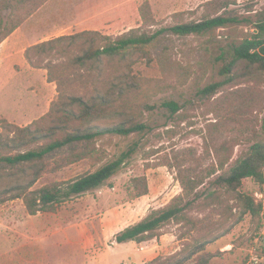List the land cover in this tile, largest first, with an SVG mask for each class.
<instances>
[{"label": "rangeland", "instance_id": "rangeland-1", "mask_svg": "<svg viewBox=\"0 0 264 264\" xmlns=\"http://www.w3.org/2000/svg\"><path fill=\"white\" fill-rule=\"evenodd\" d=\"M44 5L28 17L21 9L6 8L2 11L4 21L8 20L10 25L16 19L25 18L23 23L27 27L25 34L28 40L23 43L24 48L46 38L77 32L79 27L74 25L86 21L96 25L92 30L113 38L128 34L132 29L153 33L161 28L168 29L177 23L201 20L225 10L233 11L243 19L250 17L254 21L256 12L264 9V0H51ZM143 7L149 8L147 19L141 15ZM255 32L253 22L229 24L201 35L181 36L165 30L147 48L146 53L140 52L130 57V61L135 62L132 68L125 67L126 71L140 77L142 81L158 84L152 88V96L148 101L155 108L143 109V117L153 130L143 137L115 135L98 139L96 146L106 151L104 162L117 158L132 147L135 152L105 185L70 199L57 212L32 215L22 199L1 204L0 264H136L133 252L124 251L127 244H115L114 237L126 225L139 221L152 209L162 207L182 192L177 170L166 163L173 162L176 154L184 159L187 155L197 157L203 153L205 140L209 136L208 125L211 123L223 124L222 128L213 131L217 142L238 137L239 133L234 129L238 123L227 121L230 116L241 119L240 122L244 117H257L248 122L249 127L255 125L261 131L264 110L253 107V101L260 102L261 99L264 103L263 73H251L244 65H240L235 71V82L226 85L214 97L199 93L212 81L225 79V76L220 75V69L224 60L231 57L232 45ZM22 47L12 51L0 69V119L7 118L17 125L25 126L42 116L25 120L27 117L20 110V99L27 95V87L31 90L42 89L40 84H45L47 70L36 69L30 76L20 75L24 62L27 63ZM26 65L29 66L28 63ZM74 71L75 74L70 72L71 75L62 79L66 93L72 92L71 89L84 92L86 84L91 90V84L84 83L80 76L87 69L77 65ZM53 92L55 96L51 103L59 98L56 82H53ZM168 100L183 105L184 108L179 112L185 117L183 120L178 118L179 113L172 114L162 105ZM249 145L247 142L238 144L234 149V158ZM56 159L59 157L50 158L49 167L55 164ZM212 159L205 158L202 166L208 165ZM104 162L83 159L60 169L48 170L33 188L96 170ZM144 175L149 193L144 197H136L133 179ZM213 179L200 187V197L214 189L221 191L223 198L229 200V206H233L232 213L239 215L242 202L233 196L237 194L225 193L224 187H215L212 185ZM241 190L261 201L263 211L255 218L244 215L226 236L208 245L206 251L213 255L209 257L208 264L264 262V185L260 186L248 178L244 180ZM217 206L200 207L189 212L188 217L197 221L193 232H189L190 223L172 222L162 228L157 247L150 245L156 237L147 241V244H134L133 248L150 251L137 263L149 264L157 257L163 260L181 251L185 244L192 243L193 236L204 226L215 225L218 227L215 233H222L229 226V223L221 225L224 215L231 211L224 213ZM200 263L202 261L198 258L186 262Z\"/></svg>", "mask_w": 264, "mask_h": 264}, {"label": "trees", "instance_id": "trees-1", "mask_svg": "<svg viewBox=\"0 0 264 264\" xmlns=\"http://www.w3.org/2000/svg\"><path fill=\"white\" fill-rule=\"evenodd\" d=\"M47 1L0 0V43L25 19H16L10 25L8 20L3 19V9H21L25 17H28ZM148 13V7L141 9L144 19H147ZM242 22H253L256 32L232 45L231 57L224 60L220 69V75L225 76V79L214 80L199 90L203 96L214 97L226 85L235 82V71L240 65H244L251 73L264 74V9L256 12L254 21L250 17L243 19L233 11L225 10L217 11L201 20L177 23L168 29L161 28L153 33L132 29L128 34L113 38L98 30H84L29 46L25 50L26 60L32 67L47 70L48 81L57 83L59 98L51 103L46 114L25 126L17 125L7 118L0 119V205L10 200L22 199L32 215L39 212H57L70 199L105 185L126 165L135 148L132 147L117 158L104 162L106 151L98 149L96 141L104 136L110 138L115 135L143 137L153 130L152 125L143 117V109L155 108L148 101L152 96V88L158 84L142 81L140 77L126 71L124 68H132L135 62L130 61V57L140 52L146 53L147 48L165 30L181 36L201 35L219 27ZM77 65L87 69L80 76L92 88L89 90L86 84L84 92L71 89L72 92L66 93L62 79L71 73L75 74ZM259 100L260 102L253 101V107L264 110V103ZM162 105L172 114L179 113L184 108L175 100L164 101ZM179 116L181 120L185 118L181 113ZM256 119L257 117H244L240 122L241 119L234 115L228 117L227 121L238 123L234 129L239 135L221 142L216 141L213 131L222 128L223 124H209V136L205 140L203 153L197 157L187 155L184 159L176 154L173 162L166 163L177 170L182 192L167 204L152 209L139 221L116 233L114 240L117 243L131 240L137 243L147 242L160 237L162 228L172 222L190 223L189 232H193L197 221L188 217L189 212L200 207L218 205L224 213L231 211L224 215L221 225L229 223V226L222 233H215V228H218L215 225L204 226L193 236L192 243L185 244L181 251H176L163 260L157 257L149 263L186 264L198 258L202 261L200 264H208L209 257L213 256L206 251L208 245L226 236L244 215L249 214L255 218L263 211L261 201L241 190L244 180L248 178L260 186L264 185V116L261 119V131L255 125L249 127L248 122ZM242 142L250 145L234 158V149ZM56 156L59 159L49 167L50 158ZM208 157L213 159L203 167V160ZM83 159H95L96 162L104 163L96 170L74 178L33 188L48 170L60 169ZM211 178H215L212 180L215 187H224L225 193L237 194L233 196L242 202V212L239 215L232 213L233 206H229V200L223 198L221 191L214 189L200 197V187ZM133 181L136 197L149 193L145 175L134 178Z\"/></svg>", "mask_w": 264, "mask_h": 264}, {"label": "crops", "instance_id": "crops-1", "mask_svg": "<svg viewBox=\"0 0 264 264\" xmlns=\"http://www.w3.org/2000/svg\"><path fill=\"white\" fill-rule=\"evenodd\" d=\"M50 2H51V0H48L45 3V5L49 4ZM74 26L79 27V31H77V32H81L84 30H92V28H96L95 27L96 25L92 24V21H86L85 23H83L81 25H74ZM25 30H27V27H26V24L24 22L14 32H12V34H10V36H8L5 40H3L0 43V69H1V66L3 65V61L7 60L8 55L12 51L21 48L23 46V43H25L28 40V38L25 34ZM77 32L74 31V33H77ZM65 34H67V33H63V35H65ZM68 34H73V33H68ZM52 38H54V37H52ZM49 39H51V38H46L42 41L49 40ZM29 46H31V45H29ZM28 47H25V48L22 47V48H24V57H25V50ZM25 59H26V57H25ZM27 63H28V61H27ZM27 63L24 62L23 71L20 73V75L24 76V75L28 74L30 76V74H33L36 69H40V70L42 69V68L32 67L29 63H28L29 66H27L26 65ZM31 69H33V72L31 71ZM6 84H8V82ZM40 85L42 86V89L38 88L39 90H37V89L31 90V89H28V87H27L26 88L27 98L25 99L26 96H24L23 99H20V100H22L20 102L21 105L19 104V106H21L20 110L24 114V117H27L25 120H27L30 117L43 116L50 109L51 100H53V98L55 96L54 92H53V82L48 81L47 75H46L45 84L43 83ZM22 87L25 88L24 86H22ZM4 88H5V86L2 88V90H4ZM2 116H4V115H2ZM146 195H143L141 197H144ZM16 200H18V199H16ZM10 201H15V200H10ZM127 226L128 225H126V227ZM124 228L125 227H123V229ZM123 243L127 244L126 245L127 247L124 248V251L125 252H133L134 257L137 259V262L139 260L142 261L145 258V256L148 253H150V251H146L145 249L133 248L134 244L143 245V244H147L148 242L137 243L136 241L131 240V241L123 242ZM115 244H117V242ZM150 245L153 246L154 248L157 247L159 245V239L156 238L155 241H152L150 243ZM137 262H136V264H138Z\"/></svg>", "mask_w": 264, "mask_h": 264}]
</instances>
